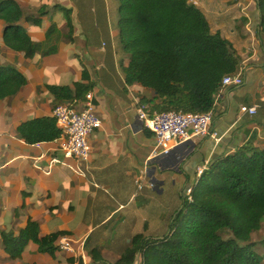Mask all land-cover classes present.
<instances>
[{
  "label": "crops",
  "instance_id": "crops-1",
  "mask_svg": "<svg viewBox=\"0 0 264 264\" xmlns=\"http://www.w3.org/2000/svg\"><path fill=\"white\" fill-rule=\"evenodd\" d=\"M15 1L25 17L39 18L38 24L24 18L20 24L40 49L26 57L7 47L0 20V66L14 67L27 79L15 94L0 100V231L17 232L31 219L40 236L65 232L73 251L40 252L29 241L19 258H11L0 236V264H90L93 248L112 263L134 234H160L155 228L159 215L178 209L182 191L195 181L198 169L246 142L264 148V32L257 30L256 0H189L203 11L211 31L230 42L243 81L215 95L210 131L217 138L193 137L168 155H155L153 133L137 115L139 104L155 92L124 80L129 57L120 44L118 1ZM56 5L69 9L71 35L65 13ZM51 23L59 34L48 40ZM83 72L102 121L88 138L89 158H62L58 139L26 143L17 126L52 116L59 103L45 85L73 87ZM241 105H255L256 113L241 112ZM52 158L62 162L50 163ZM172 194L177 202L166 206Z\"/></svg>",
  "mask_w": 264,
  "mask_h": 264
},
{
  "label": "trees",
  "instance_id": "trees-1",
  "mask_svg": "<svg viewBox=\"0 0 264 264\" xmlns=\"http://www.w3.org/2000/svg\"><path fill=\"white\" fill-rule=\"evenodd\" d=\"M117 1L120 44L129 57L123 68L124 80L155 92L146 104L139 105L150 116L168 110L210 111L223 76L239 67V57L230 42L218 31H211L203 11L189 0ZM56 6L64 11L71 35L69 9ZM256 10L257 30L264 32V0H256ZM44 13L42 10L38 15ZM23 18L40 22L34 15L25 17L15 0H0L3 43L31 57L40 45L21 26ZM53 34L56 37L59 32L51 23L46 39ZM86 78L83 72V80L74 82L73 87H45L57 102L74 106L91 90L92 85L84 82ZM26 83L16 68L0 66V100ZM17 130L28 144L53 141L61 134L52 116L26 120ZM191 198L187 200L182 191L180 206L171 215L165 234H134L112 263L93 248L90 264H262L251 234L261 228L264 218V148L246 142L234 152L215 158L193 182ZM65 234L57 231L40 236L37 222L31 219L17 232L0 231L11 258H19L29 241L36 243L40 252L53 254L55 242Z\"/></svg>",
  "mask_w": 264,
  "mask_h": 264
},
{
  "label": "built area",
  "instance_id": "built-area-1",
  "mask_svg": "<svg viewBox=\"0 0 264 264\" xmlns=\"http://www.w3.org/2000/svg\"><path fill=\"white\" fill-rule=\"evenodd\" d=\"M243 69L238 67L233 73L223 76L218 92L228 86L240 85L243 81ZM216 94V96H217ZM239 110L250 115L256 113V106L241 105ZM138 118L144 127L149 129L154 136L155 155H168L173 147L186 142L193 137L211 136L217 138L215 131H210L212 110L204 113L181 112L168 110L148 115L142 105L137 107ZM56 125L61 134L58 137V150L62 158L87 160L90 155L88 138L90 134L101 127L102 121L96 112L93 92L85 94L83 100L74 106L68 103H58L52 109ZM59 158H52L50 163H61ZM202 173L197 171V177ZM192 184L184 188L183 193L187 200H191ZM57 249L72 253L71 240L66 236H60L56 241ZM82 264H87L82 262Z\"/></svg>",
  "mask_w": 264,
  "mask_h": 264
},
{
  "label": "rangeland",
  "instance_id": "rangeland-1",
  "mask_svg": "<svg viewBox=\"0 0 264 264\" xmlns=\"http://www.w3.org/2000/svg\"><path fill=\"white\" fill-rule=\"evenodd\" d=\"M57 8H59V7H57ZM165 202H166V206H168L171 202L176 203L177 202V197L174 194H172L169 197H167ZM179 206H177V208ZM152 209H155L154 213H156V208L153 207ZM171 215H172V213L170 214L168 209H166L165 211H163L159 215L157 226H155V228L158 230V232H160L159 235H163V234H165L168 231V226H169ZM151 216H152V213H151ZM222 234L224 235V237H226V233L225 232H223ZM251 240L253 242H255L254 249L259 254L262 255V257H263L262 264H264V245L262 243V241H264V218L261 221V228L258 231H255V232L252 233Z\"/></svg>",
  "mask_w": 264,
  "mask_h": 264
}]
</instances>
